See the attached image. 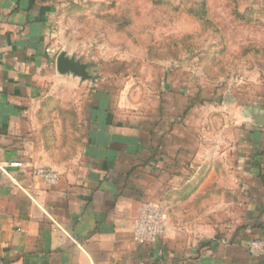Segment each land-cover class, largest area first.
I'll return each mask as SVG.
<instances>
[{"label": "crops", "instance_id": "obj_1", "mask_svg": "<svg viewBox=\"0 0 264 264\" xmlns=\"http://www.w3.org/2000/svg\"><path fill=\"white\" fill-rule=\"evenodd\" d=\"M58 9L55 0H0V164L47 167L59 177L49 186L29 168L0 174V264H264V256L253 258L247 250L249 241H264V148L227 152L236 164L224 168L236 174L223 197L235 208L241 193L239 221L234 214L232 223L217 225L219 218L229 219L220 209L175 211L182 219L195 218L197 227H174L169 215L168 236L149 245L132 240L133 220L143 202L155 201L158 188L169 202H186L194 192L203 197L211 185L206 177L227 153H192L197 163L191 172L187 166L176 171L178 152L160 156L154 144L161 127L171 126L173 110L180 118L188 111L174 109L169 97L150 125L141 116L92 118L93 109L106 108L104 93L92 81L56 70V58L65 51L57 47ZM63 82L89 86L83 113L91 118H78L74 104L58 96ZM218 191L211 194L214 203H221Z\"/></svg>", "mask_w": 264, "mask_h": 264}, {"label": "rangeland", "instance_id": "obj_2", "mask_svg": "<svg viewBox=\"0 0 264 264\" xmlns=\"http://www.w3.org/2000/svg\"><path fill=\"white\" fill-rule=\"evenodd\" d=\"M55 3L59 8L54 20L57 47L90 66V73L96 77L92 88L104 93L103 105L107 102L105 109H93L92 118L141 116L150 125L160 118L163 99L171 98L176 110L186 106V118L173 110L170 127L156 124L161 134L154 146L160 156L166 150L181 152L174 155L176 171L184 166L189 172L193 170L190 165L197 159L192 153L203 157L231 150L242 155L250 148L253 153L264 148V126L253 120L256 114L264 113V0ZM60 86L58 96L74 104L78 118H91L83 113L90 100L86 96L89 86L76 88L70 82ZM165 132L169 138L172 133L173 138H166ZM218 162L206 177L211 185L205 186L203 197H195L194 192L186 202H169L162 198L166 191L158 188L153 200L164 206L168 219L172 216L174 227H197L195 218L185 215L183 220L175 211L208 213L220 209L229 219L219 218L217 225L232 223L234 214L239 221L245 199L237 194L235 210L223 197L228 179L236 174L224 166H234L236 157L227 153ZM215 189H219L215 195L222 197L221 203H214L211 194ZM187 235L184 238H196Z\"/></svg>", "mask_w": 264, "mask_h": 264}, {"label": "built area", "instance_id": "obj_3", "mask_svg": "<svg viewBox=\"0 0 264 264\" xmlns=\"http://www.w3.org/2000/svg\"><path fill=\"white\" fill-rule=\"evenodd\" d=\"M29 168L22 162H9L5 165L0 164V174L9 177L8 169ZM34 177L40 178L49 186L58 184V174L47 167H32L29 168ZM132 240L141 245H149L165 238L168 235L169 229L167 225V213L164 206L157 201L143 202L139 208L137 217L132 223ZM247 250L253 258H261L264 256V241L254 239L248 242Z\"/></svg>", "mask_w": 264, "mask_h": 264}, {"label": "water", "instance_id": "obj_4", "mask_svg": "<svg viewBox=\"0 0 264 264\" xmlns=\"http://www.w3.org/2000/svg\"><path fill=\"white\" fill-rule=\"evenodd\" d=\"M57 73L60 75H71L81 81L95 82L96 77L90 73V66L82 63L79 58L69 56L65 51H61L55 61ZM257 125L264 126V113H258L253 116Z\"/></svg>", "mask_w": 264, "mask_h": 264}, {"label": "trees", "instance_id": "obj_5", "mask_svg": "<svg viewBox=\"0 0 264 264\" xmlns=\"http://www.w3.org/2000/svg\"><path fill=\"white\" fill-rule=\"evenodd\" d=\"M202 10H203V8H202ZM190 11H192V10H190Z\"/></svg>", "mask_w": 264, "mask_h": 264}]
</instances>
